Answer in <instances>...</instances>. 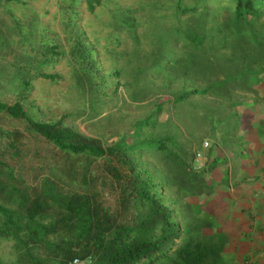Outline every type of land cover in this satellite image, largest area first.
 <instances>
[{"label": "trees", "instance_id": "1", "mask_svg": "<svg viewBox=\"0 0 264 264\" xmlns=\"http://www.w3.org/2000/svg\"><path fill=\"white\" fill-rule=\"evenodd\" d=\"M57 6L59 31L32 34L37 16L18 29L40 54L32 79L53 80L45 69L66 60L85 110L31 115L0 101V243H13L10 264H237L240 252L205 217L216 191L208 173L220 163L212 150L234 156L256 128L251 115L264 118V0ZM202 130L212 144L196 169Z\"/></svg>", "mask_w": 264, "mask_h": 264}, {"label": "rangeland", "instance_id": "2", "mask_svg": "<svg viewBox=\"0 0 264 264\" xmlns=\"http://www.w3.org/2000/svg\"><path fill=\"white\" fill-rule=\"evenodd\" d=\"M14 8V10L9 11L8 8L3 7L0 9V101L3 103L12 105L17 102H21L23 107L29 111L31 115H35L36 112L41 109H49L55 114L61 113H82L85 110V100L83 95L79 92V87H77L76 80L74 78V73L71 65L66 60H61L45 69L48 74L55 75L53 80L50 79H32L35 73L34 69L30 64V61H35L40 57L37 52V44L33 39L30 42L27 41V32H21L18 28L23 26L27 30V21L31 20L32 16H37L34 23L32 34H40L44 28H49L50 30L59 31V19H58V6L57 0H21L20 4ZM34 13V15H30ZM97 23V24H96ZM93 28L97 35L101 32L102 26L95 20L92 21ZM37 35V36H38ZM105 35V33H103ZM5 38V40H3ZM102 44L106 43L105 37L101 38ZM3 43H6L5 45ZM33 63V62H32ZM28 66V67H27ZM27 68L28 72H27ZM27 73L31 76V87L27 90ZM56 76H58L56 78ZM250 118H255L252 114ZM84 126V125H83ZM262 128V127H261ZM264 131V129L262 128ZM205 131H199L196 134L195 140L201 149L202 138L205 135ZM207 140L209 142V147H211L212 140L206 138L203 142ZM202 142V143H203ZM222 145L220 147L221 152H215L212 150L213 157L218 156L220 163L215 165V170L208 173L209 181L220 180L222 174L225 175L227 171V165L223 159L224 154L229 157L228 152L224 149ZM240 150V149H239ZM238 149L236 152L238 153ZM213 157L209 159V162H213ZM208 158V156H207ZM234 163V160L232 158ZM234 166V165H233ZM227 176V175H225ZM244 176L241 177L243 179ZM225 181L226 179L223 178ZM238 178H229V183L232 184ZM212 181V183L214 182ZM216 182V181H215ZM256 184L255 180L249 185ZM239 193L235 196H238ZM236 201V206L241 204V207L247 205V199L239 197ZM215 195L210 198V205L205 213V217L208 221H219L224 213L222 210H216ZM232 208V210L235 209ZM247 221V227L254 226L255 220L250 219L249 214L245 213ZM244 218V215L241 214ZM252 217V216H251ZM221 223V222H220ZM234 227H242L243 224L238 223L234 220L231 222ZM222 225V224H221ZM258 228V226L256 227ZM227 237V234H222ZM245 240H240L236 234L235 238L227 237V248L230 250L232 247L236 248V251H241L243 249L250 248V252L257 253L255 247H261L260 241L262 237L258 233L243 232L241 233ZM245 242L246 245L242 243ZM12 242H1L0 243V257L1 259L10 264L14 262V251L12 248ZM231 246V247H230ZM239 253V252H238ZM241 254L239 253V256ZM238 256V254H237ZM235 256V257H237ZM224 258L229 261V256L226 255ZM252 263V261L250 262Z\"/></svg>", "mask_w": 264, "mask_h": 264}, {"label": "crops", "instance_id": "3", "mask_svg": "<svg viewBox=\"0 0 264 264\" xmlns=\"http://www.w3.org/2000/svg\"><path fill=\"white\" fill-rule=\"evenodd\" d=\"M250 123L253 125L252 127L256 126V128L242 134L243 143L240 148L245 149V152L243 149H240L238 153L235 152L231 160L230 158L228 160L229 166H226L231 171V178H238V180L235 179L230 184L223 179V175L220 180L216 179V182L212 180L216 190L214 206L216 210H222L226 213L222 214V217L217 221L220 227L219 231L227 234L229 238H235L237 234L243 241L245 238L242 237L241 233L246 231L258 233L262 237V241L259 242L261 247H255L256 254L250 252V248L239 251L241 255L237 257V264L242 263L245 258L252 260L255 258V260L264 262V134L259 135L257 129L258 127L264 129V118H251ZM242 176H244L243 179H241ZM254 180L256 184L249 187ZM238 193L239 195L235 196ZM239 197L248 200L245 207H241V204L235 207L236 201L239 200L240 202ZM208 204L210 205V199L207 200V206ZM233 207H235L234 210H232ZM245 213L249 214L250 219L255 220L254 226L247 227ZM241 214L244 215V218ZM232 220L236 221L237 224H243V226L234 227L231 224ZM257 226L258 228H256ZM242 244L246 245L245 242Z\"/></svg>", "mask_w": 264, "mask_h": 264}, {"label": "built area", "instance_id": "4", "mask_svg": "<svg viewBox=\"0 0 264 264\" xmlns=\"http://www.w3.org/2000/svg\"><path fill=\"white\" fill-rule=\"evenodd\" d=\"M209 142L205 140L202 145V150L198 151L195 155V167L196 169H202L205 167L207 163V155L206 151L209 148ZM74 264H91V261H82L79 259H75Z\"/></svg>", "mask_w": 264, "mask_h": 264}]
</instances>
